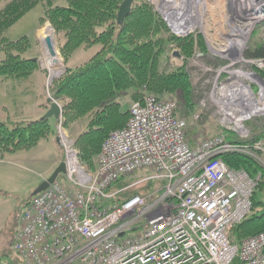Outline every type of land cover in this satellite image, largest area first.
Listing matches in <instances>:
<instances>
[{"label":"built area","instance_id":"2783aa9c","mask_svg":"<svg viewBox=\"0 0 264 264\" xmlns=\"http://www.w3.org/2000/svg\"><path fill=\"white\" fill-rule=\"evenodd\" d=\"M179 1L177 7L158 0L156 12L172 34L184 38L196 27L189 0ZM230 56L237 65L236 55ZM243 63L264 70L263 60ZM247 75L253 74L229 72V89L250 97L251 111L258 114L250 115L248 103L239 99L235 126H222L217 136L195 147L177 102L153 94L132 103L126 126L104 141L94 171L80 164L74 143L59 129L66 172L27 205L20 219L14 251L23 264H233L236 258L240 264H264V232L239 248L229 237L251 213L257 180L221 159L237 153L263 162L258 155L264 154V139L243 145L251 137L246 122L264 116V104L245 84ZM230 134L235 142L228 141ZM143 171H153L154 179L165 183L160 198L135 195L113 203L126 191L113 192L116 182Z\"/></svg>","mask_w":264,"mask_h":264},{"label":"trees","instance_id":"16d2710c","mask_svg":"<svg viewBox=\"0 0 264 264\" xmlns=\"http://www.w3.org/2000/svg\"><path fill=\"white\" fill-rule=\"evenodd\" d=\"M4 1L8 3L0 11V54L4 56L0 62V79L22 82L40 70L39 63L28 57L30 40L22 37L12 41L7 33L42 4L44 13L40 22L49 23L54 29L66 66L64 74L52 83L50 94L55 101L62 103L66 130L71 131L77 124L87 121L85 129L75 136L74 146L80 164L88 171L95 170L104 141L112 132L123 129L129 120V111H123L122 104L115 101L119 95L129 93L134 103L141 101L146 94H153L160 99L175 100L187 114L198 112L187 66L168 72L162 71L161 67L173 50H178L185 61L196 53L205 56L206 44L195 34L184 38L172 34L146 0H135L122 26L117 20L125 0H0V3ZM256 36L258 39L249 45L245 58L264 61V33L258 35L256 31ZM95 46L100 50L87 63L75 68L68 65L80 48ZM251 68L264 79V70L255 66ZM252 114L257 115L258 109ZM251 127V137L243 145L252 146L264 139V128ZM53 132L50 119L0 121V159L35 148ZM227 139L235 142L231 134ZM258 156L264 161V154ZM221 159L229 169L245 171L250 178L257 180L251 213L233 228L229 236L239 248L244 240L264 232V165L252 156L237 153L224 154ZM134 175L120 179L113 189H124L135 183L128 182ZM123 194L112 202L120 204L135 196ZM15 242L16 236L6 254L10 259L7 262L23 264L14 251ZM233 264H240L239 258Z\"/></svg>","mask_w":264,"mask_h":264},{"label":"rangeland","instance_id":"374dc122","mask_svg":"<svg viewBox=\"0 0 264 264\" xmlns=\"http://www.w3.org/2000/svg\"><path fill=\"white\" fill-rule=\"evenodd\" d=\"M146 1L157 11L156 2L158 0ZM166 1H172L170 4L167 3L168 6H181L179 0ZM263 2L264 0H189L187 10L192 17L193 25L196 27L193 30V34L200 36L204 40L207 54L202 56L196 53L192 59L185 61L182 57H175L173 54L178 52V50H173L168 59L163 62L161 70L168 72L187 66L199 109L198 112L187 114L178 105V116L187 123V138L192 147H195V145L205 139L217 136L222 126H235V121L241 117L234 114V111L241 106L239 99L243 100L242 104L244 105L248 103V112L255 105L254 101L250 102V97L240 98L231 92V89H229L230 83L228 82L229 72L243 70L246 73L253 74L246 76L245 84L250 86L256 94L254 97L256 102L260 105L264 104V98L260 97L261 90L264 93V79L253 72L251 65L243 63V61H246L245 54L249 45L258 39V36L254 37L255 32L257 31L258 35L260 32L264 33ZM7 3V1L0 3V11L6 7ZM252 3L260 5V8L254 11L251 7L248 8L247 6L252 5ZM260 3H263L262 6ZM43 13L44 8L40 4L7 33V37L12 41L22 37H27L30 40L31 49L28 57L37 60L40 71L36 72L30 81L23 84L22 89L15 88L11 93V96L14 97V102L23 98L25 103H27L26 101L30 103L27 106L11 107L10 104L2 101L4 96H2V91L0 90L1 122L14 123L18 122L16 117L27 118L29 115L35 116L32 120L43 119L46 114H43L38 106L41 103H46L49 98L53 99L50 94V87L54 80L60 78L65 72L66 66L60 54L57 35L49 23L41 24L40 22ZM47 28L52 31V39L61 62L58 66V73L53 76L46 61L49 50L45 44L47 38H44L43 35ZM99 50L98 46L91 49L80 48L68 65L72 68L79 67L91 60ZM231 54L236 55L234 61L238 62L237 65H232L230 62ZM3 58V54H0V62ZM260 78L262 80H259ZM25 85L32 89L34 98L30 95L23 97ZM26 88L25 90H27ZM33 99L37 102H32ZM115 101L122 104L123 111H129L133 103L129 93L119 95ZM203 102L205 105H202ZM57 103L62 106L61 102ZM2 105L6 107V110L2 108ZM244 108H242L243 112L245 111ZM61 120L63 121V117ZM51 124L54 130L53 136L55 135L58 138L59 136L61 137V133H64L74 143L75 136L85 129L87 121L77 124L71 131L64 128L63 122L61 124L60 121H57L56 124L54 122H51ZM253 125L264 128V116H259L252 121L246 122L245 127H250L249 130L252 132L253 127L251 126ZM57 146L55 141L49 143L41 141L35 148L19 152L14 156H7L0 163V166H3L6 170V175L0 181V245L14 239V235L20 226V219L27 208V204L33 198L36 190L34 187L41 181L42 177H45V171L54 159L53 155L62 156L64 154L63 152L65 151L62 149L60 153ZM63 162H65L64 158ZM154 176L155 173L153 171H143L135 174L133 178L128 180V182L135 183L125 187L126 191L123 192L122 196H149L152 197V201L157 200L162 194L164 184L163 181L154 179ZM115 191L117 190L113 189V192ZM0 259V261H7L5 257H0Z\"/></svg>","mask_w":264,"mask_h":264},{"label":"crops","instance_id":"0c3cea01","mask_svg":"<svg viewBox=\"0 0 264 264\" xmlns=\"http://www.w3.org/2000/svg\"><path fill=\"white\" fill-rule=\"evenodd\" d=\"M40 71V70H39ZM32 78V77H31ZM30 78V79H31ZM30 79L29 80H26V81H22V82H14V81H9V80H7V81H5V80H0L1 82H0V85H1V87H0V90L2 91V96H4V98H3V102H7L8 104H10L11 105V107H14V108H18V106H27V105H29L30 103H28V101H26L27 103H25V100L23 99V98H21V99H17V102L15 101L14 102V97L13 96H11V93L14 91V89L16 88H21L22 89V85L23 84H26L27 83V81H30ZM27 86L25 85L24 86V88H23V91H25V93L23 94V97L24 96H31L32 98H34L33 96H34V93L32 92V89L30 88V87H27ZM25 88L27 89V90H25ZM1 96V95H0ZM32 102H34V103H36L35 101H34V99L32 100ZM40 109H41V112H43V114H46L47 113V111H48V109H49V107H50V104H49V102H48V99H47V101H46V103H41L39 106H38ZM2 108L4 109V110H6V107L4 106V105H2ZM32 114V113H31ZM33 117H35L34 115H29L27 118H23V117H21V116H19V117H16V118H18V122H30V121H35V120H32V118ZM39 120V119H38ZM50 122H54V124H56L57 123V120H55L54 118H52V119H50ZM43 142H47V143H49V142H51V141H55L56 143H57V147H58V149H59V151H60V153L62 152V149H63V147H62V145L59 143V140H58V138H57V136H53V135H51L49 138H47V139H44V140H42ZM39 145V144H38ZM37 145V146H38ZM63 151H64V149H63ZM64 153V152H63ZM17 154V153H16ZM15 155V154H14ZM13 155V156H14ZM12 156V155H11ZM54 156V159H53V161L49 164V166L47 167V169H46V171H45V177H42V179H41V181L34 187V188H36V190H37V188L44 182V181H46L48 178H50V176L55 172V170L60 166V164L62 163V160H63V158L65 159V153L61 156V155H53ZM5 159V158H4ZM4 159H0V163L4 160ZM6 175V170L3 168V166H0V181H2V177H4ZM61 177H63V175L61 176ZM1 190V189H0ZM35 190V191H36ZM32 200V199H31ZM30 200V201H31ZM29 201V202H30ZM28 205V204H27ZM19 228H20V226H19ZM19 230V229H18ZM17 230V231H18ZM17 233V232H16ZM16 233H15V235H14V239H11V241H7V242H5V244L4 243H2L1 245H0V257H5V258H7V256L8 255H6V254H8V252H9V250H11V248H12V245H13V242H14V240H15V236H16ZM1 260V259H0ZM7 261H9L10 259L9 258H7L6 259ZM7 261H0V264H2V263H5V262H7Z\"/></svg>","mask_w":264,"mask_h":264},{"label":"water","instance_id":"95a60500","mask_svg":"<svg viewBox=\"0 0 264 264\" xmlns=\"http://www.w3.org/2000/svg\"><path fill=\"white\" fill-rule=\"evenodd\" d=\"M135 3V0H125L123 4L120 7L119 13H118V24L123 25L126 18L130 15L131 9L133 4ZM45 44L47 49L49 50L50 54L52 56H56V50H55V44L54 41L51 38H47L45 40ZM175 57L180 58L181 55L178 52H175L173 54ZM33 61L37 62L36 59H33ZM261 79V78H260ZM262 80V79H261ZM48 101L50 102V107L44 116L43 119H52L54 118L55 120L59 121L62 119L63 115V109L62 107L53 99L49 98ZM66 172L65 169V163H61L60 166L55 170V172L48 178V180L44 181L34 192L33 197H36L43 191L47 190L50 185L54 184L57 179L59 178L60 175H64Z\"/></svg>","mask_w":264,"mask_h":264},{"label":"bare ground","instance_id":"6f19581e","mask_svg":"<svg viewBox=\"0 0 264 264\" xmlns=\"http://www.w3.org/2000/svg\"><path fill=\"white\" fill-rule=\"evenodd\" d=\"M248 1V0H247ZM254 2V1H253ZM170 3V2H169ZM264 3V2H263ZM262 3V4H263ZM261 4V3H260ZM262 4H261V6H262ZM168 5V4H167ZM248 8H250L251 7V9H253V11L254 10H256V9H258V8H260V5H254L253 3H252V5H249V6H247ZM260 12V11H259ZM255 13V12H254ZM254 16V15H253ZM256 17V16H255ZM201 18V17H200ZM252 20V19H251ZM250 20V21H251ZM253 23V22H252ZM254 25V24H253ZM43 37L44 38H53V36H52V31L49 29V28H47L46 29V32H45V34L43 35ZM53 40V39H52ZM56 50V49H55ZM47 63L49 64V69H50V71H51V75L53 76V75H55L56 73H58V66L60 65V58H59V56H58V52H57V50H56V56H52L51 54H50V52L48 51V53H47ZM259 80H261V79H259ZM245 90H246V88H245ZM249 92V91H248ZM233 105V104H232ZM252 112V111H251ZM250 112V113H251Z\"/></svg>","mask_w":264,"mask_h":264}]
</instances>
